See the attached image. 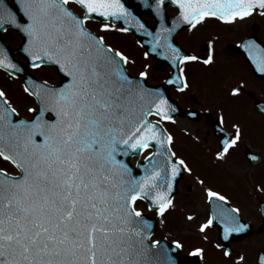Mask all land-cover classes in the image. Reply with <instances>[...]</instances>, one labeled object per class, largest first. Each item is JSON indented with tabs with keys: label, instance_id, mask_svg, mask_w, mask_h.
Here are the masks:
<instances>
[{
	"label": "snow or ice",
	"instance_id": "6c2138e0",
	"mask_svg": "<svg viewBox=\"0 0 264 264\" xmlns=\"http://www.w3.org/2000/svg\"><path fill=\"white\" fill-rule=\"evenodd\" d=\"M139 7L152 17L151 25ZM256 17L264 18V0H0V74L12 81L24 77L22 92L34 101L21 117L0 88V164L14 169L0 166V264H182L184 242L153 238L152 222L137 206L146 203L163 224L175 208L178 178L193 171L173 150L168 129L177 123L179 106L164 87L148 85V70L130 75L135 61L104 34H138L143 58L167 61L163 84L184 94L191 90L188 65L210 67L216 48L209 39L206 56L189 54L176 35L194 33L210 19L232 26ZM9 30L21 38L15 51L2 38ZM237 47L264 79V41L248 35ZM49 68L62 77L58 83L29 73ZM243 87L237 83L229 95H242ZM256 106L264 113V102ZM184 115L199 119L194 109ZM225 122L221 111L213 128L217 162L227 161L244 138L239 122L230 129ZM133 156L135 169L128 162ZM245 157L259 160L250 150ZM196 182L209 206L197 225L201 241L210 243L215 228L219 242L213 247L226 264H249L244 252L233 255L229 242L252 234V223L227 195L199 177ZM253 191L264 194V182ZM258 204L257 231H264V200ZM205 253L198 245L187 256L202 264ZM251 264H264V245Z\"/></svg>",
	"mask_w": 264,
	"mask_h": 264
},
{
	"label": "flooded vegetation",
	"instance_id": "af4514ba",
	"mask_svg": "<svg viewBox=\"0 0 264 264\" xmlns=\"http://www.w3.org/2000/svg\"><path fill=\"white\" fill-rule=\"evenodd\" d=\"M128 2L130 5H136L140 3V0H128ZM136 10L149 25L153 23L152 17L143 7L136 8ZM173 12L174 8L169 6V15H172ZM258 23L252 21L244 24L240 29L238 27L228 29L226 25L210 19L194 33H190L186 29L180 31L179 35H176L175 41L189 54L206 56L207 41L213 39L216 48V61L210 67L188 65L190 92L178 94L171 86L166 87L167 94L183 113L176 114L177 123L175 125H168L169 131L175 137L173 150L179 152V156L184 158L190 167L202 166L201 172H205L206 176L203 175L200 179H203L206 185L227 195L232 204L241 208L243 218L252 223V234L229 242V246L233 249V255L237 252H244L248 256L249 264H251L256 250L264 245V231H257L262 222L258 201L264 200V194H257L253 191V186L256 183L264 182V133H261L258 127L259 125L264 127V113L258 111L256 106L258 102H264V79L254 73L250 62L238 50L237 44L242 37L248 35H255L258 40L264 41V31ZM97 27L95 23L90 25L93 31H96ZM104 35L109 43L123 50L130 59L135 61L134 64L128 66L130 75L137 76L140 70H148L150 77L147 83L150 86L163 84L169 72V64L155 56H150L145 60L142 55L145 49L135 43L139 38L137 34L129 32L127 34L107 33ZM231 38H234L232 42H225ZM18 39L21 42V38ZM7 42L13 48L20 44V42L18 44ZM17 59L22 61V57L18 55ZM144 64H148L149 69H144ZM47 71L50 73L42 75L31 70L29 73L40 79H48L50 83H58L61 80V76L55 72V69L43 70V72ZM237 83H243V93L238 97H231L229 95L230 88ZM189 109L196 110L199 113V119L187 118L184 113ZM206 109L207 111H205ZM221 111L225 115V127L230 129L233 122H239L244 130V138L241 147L234 151L227 161L217 162L214 160V152L218 147V137L213 132V128ZM189 138L190 146H186V140ZM184 142L185 147L183 148ZM249 150L258 155L257 162L249 163L245 157V151ZM131 158L128 162L134 165L138 158L136 157L134 162L131 161ZM234 171L239 172V177L236 180L231 175ZM186 174L189 180L192 177L196 181V176L188 173L183 176ZM232 180H235V183H231ZM186 190L188 191L189 187ZM207 214L185 213L180 225L181 231H187L183 224L187 221L188 215L194 216V220L190 223L197 229L198 223ZM188 231L194 232L189 229ZM208 235L210 243L202 242L199 233L185 237L180 235L179 239L185 244L182 254L187 256L192 246L202 245L206 249L202 264H226L221 254L213 247L214 243L219 242L217 229L210 230ZM182 264H197V260L190 257Z\"/></svg>",
	"mask_w": 264,
	"mask_h": 264
},
{
	"label": "rangeland",
	"instance_id": "374dc122",
	"mask_svg": "<svg viewBox=\"0 0 264 264\" xmlns=\"http://www.w3.org/2000/svg\"><path fill=\"white\" fill-rule=\"evenodd\" d=\"M252 21H256L259 25H261L262 31H264V18H259L256 17L253 20L246 21L244 23H238L236 25L232 26H227L228 29H240L243 27L244 24H248ZM20 38L19 35L14 33L13 31L9 30L7 34L3 35V38L6 41H9L14 44H18L20 40L17 38ZM234 38L228 39L225 42H232ZM38 74H44V73H50L49 71L47 72H37ZM0 88H4L6 91L9 92L10 97L13 99V101L16 103V106L18 107L20 111V115L22 116H28L29 114L26 111V108L29 106L34 105V101L31 99L27 98L24 96L22 92V87H21V79H17L15 81L8 80L6 79L3 74H0ZM260 129L261 133H264V127L261 125L258 126ZM190 138L189 140H186V146H190ZM185 147V142L183 144V148ZM182 149V148H181ZM180 149V150H181ZM177 152V151H176ZM178 155L179 152H177ZM143 155V154H142ZM141 155V159H142ZM132 162L135 161L136 157L133 156L131 158ZM190 162V160H189ZM4 167H8L9 171H14V169L11 168L10 165H5L1 164ZM0 165V166H1ZM192 168V176L196 177H202L203 175L206 176L205 172H201L202 166L196 165V166H191ZM232 177L236 180L239 177V172H232L231 173ZM235 180H232L231 183H235ZM177 187H178V192L175 195V208L171 211L168 212L166 217H164V223L161 224L160 217H157L154 212L149 211L147 209V205L144 202H138V207L141 208V210L144 212V214H147L149 216H155L156 218V227H155V232H154V237L153 238H161V237H167V239L170 241L172 239H179L180 235L185 237L186 235L191 236V234H198V231L196 227L192 225L189 221H185L184 228L187 231H181V223L183 222L182 220L184 219L185 213H208V205L205 202L203 198V191H202V186L199 185L195 180L191 179L189 180L188 175L182 176L179 181L177 182ZM189 187V190L187 191L186 188ZM193 230L192 231H188ZM183 233V234H182ZM171 239H170V238Z\"/></svg>",
	"mask_w": 264,
	"mask_h": 264
},
{
	"label": "water",
	"instance_id": "95a60500",
	"mask_svg": "<svg viewBox=\"0 0 264 264\" xmlns=\"http://www.w3.org/2000/svg\"><path fill=\"white\" fill-rule=\"evenodd\" d=\"M136 10V9H135ZM137 11V10H136ZM134 33V32H133ZM136 34V33H135ZM138 35V34H137ZM8 45V44H7ZM10 48V47H9ZM238 48V47H237ZM10 49H12L13 51H15L16 50V48L14 49V48H10ZM238 50H240L242 53H243V55H244V57H245V59H246V56H245V53L243 52V50L242 49H240V48H238ZM154 57V56H153ZM255 73V72H254ZM255 74H257V73H255ZM257 75H259V74H257ZM24 77H22V79H23ZM61 79H62V77H61ZM159 86H162V87H164L165 89H166V87L168 86V85H165V84H161V85H159ZM177 114H183L182 113V111H180L179 113H177ZM134 169H135V167H133ZM138 174V173H137ZM179 179V178H178ZM175 193H176V189H175ZM145 216H146V218H148L151 222H152V225H153V227L155 228V225H156V220H155V217L154 216H152V217H148V215L147 214H145ZM181 257L183 258L182 259V263L183 262H185V261H187V260H189V258L190 257H188V256H184V255H182L181 254Z\"/></svg>",
	"mask_w": 264,
	"mask_h": 264
}]
</instances>
